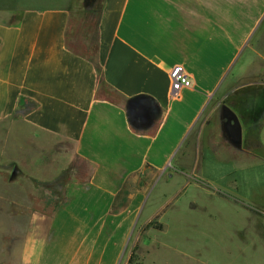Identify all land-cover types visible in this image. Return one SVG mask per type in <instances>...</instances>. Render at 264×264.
I'll use <instances>...</instances> for the list:
<instances>
[{"label":"crops","instance_id":"crops-1","mask_svg":"<svg viewBox=\"0 0 264 264\" xmlns=\"http://www.w3.org/2000/svg\"><path fill=\"white\" fill-rule=\"evenodd\" d=\"M70 5L38 0L12 7L7 17L0 8V123L9 125L4 139L11 161L25 155L26 167L45 184L74 158L89 168L88 175L70 178L51 214L31 216L36 222L19 264H128L145 229L154 234L189 228L186 215L174 212L192 187L200 189L186 203L191 210L207 200L203 186L221 198H243L238 178L202 172L221 171L228 161L223 155L234 153L219 145L228 141L224 105L242 125L243 113L257 115L247 123L259 125L264 149V35L257 36L264 0H102L93 56L68 44ZM176 65L193 82L179 99L171 97ZM102 84L147 105L142 129L159 121L155 134L137 132L120 99L102 95ZM24 139L40 149L58 147L54 174L49 162L38 163L37 150L31 157L19 151ZM249 156L250 165L264 161L255 149ZM224 216L215 209L202 220ZM256 216L264 222V215ZM155 218L161 229L149 227Z\"/></svg>","mask_w":264,"mask_h":264},{"label":"rangeland","instance_id":"rangeland-1","mask_svg":"<svg viewBox=\"0 0 264 264\" xmlns=\"http://www.w3.org/2000/svg\"><path fill=\"white\" fill-rule=\"evenodd\" d=\"M37 1L0 0L1 15L7 17V10L12 7L27 8ZM68 1L72 8L67 35L68 44L77 52L93 56L100 12L98 10L102 0ZM261 35H264V24L257 35L258 38ZM256 111L260 112V109ZM242 118L245 122L242 125V152L232 147L226 138L224 143L220 140V146L225 144L234 153L231 155L226 152L223 155L228 161L222 166L221 171L213 172L207 169L202 173L213 178L222 174H230V177L238 178L242 183L239 191L243 198L238 199L235 196L221 198L215 196L218 193L214 189L203 186L207 200L197 204L196 210H191L187 209L186 203L194 201L200 189L195 186L194 189L197 191H193L192 187L185 195L178 198L176 202L178 209L175 207L174 212L179 214L182 212L186 215L189 228L177 232L168 229L166 232L154 234H149L145 229V232H141L140 239L146 238L143 239L138 251L140 259L135 264H255L259 260L264 261V222L259 218L257 220L256 216V214L264 215V161H259L256 165L249 163V160L253 162L249 156L251 149L257 150L259 157L263 158L264 149L258 137L259 125L247 123L256 121L257 115L250 117L249 113L245 112ZM8 131L9 125L0 123V264H19L26 248L25 241L33 231L31 223L36 222L31 221V216L36 213L51 214L56 203L62 200L70 178L88 175L89 168L74 158L65 170L55 173V177L50 176L53 177V181L42 183L37 173L31 172L26 167L23 161L25 155H18L17 161H11L13 158L9 155L10 141L8 138L4 139ZM18 144L19 151L24 153L28 150L29 157L37 150L40 154L38 163L49 162L50 174H54L53 172L59 167L57 163L59 150L56 145L40 149L32 139L29 141L24 139ZM47 144L51 143L47 142ZM201 158L206 165H209V160L212 161L208 155ZM35 160L34 157L33 161ZM29 164L30 168H33V162ZM26 195L30 196V202L16 201ZM215 209L225 214V218L216 217L213 221L202 220L205 212L213 213ZM166 219L170 220V217ZM151 223L159 225L158 218L153 219ZM41 239L42 230H39L35 239L36 244Z\"/></svg>","mask_w":264,"mask_h":264},{"label":"trees","instance_id":"trees-1","mask_svg":"<svg viewBox=\"0 0 264 264\" xmlns=\"http://www.w3.org/2000/svg\"><path fill=\"white\" fill-rule=\"evenodd\" d=\"M98 70L100 72V68L98 67ZM102 89H101V93L104 97H108L110 100L112 101H116V99H120V102L123 103L125 105V107L127 108L128 112H129V118H130V122L131 125L133 126V128L137 131V132H142L145 134H151L154 135L158 126H159V121L155 124L152 125L150 128L148 129H142V127L144 126V123L146 122V120L148 119V107L145 104H141L138 100H127L124 97H122L121 95H119L116 91H114L111 87H109L107 84H102ZM99 96H100V92H99ZM61 202V201H60ZM59 202V203H60ZM153 226L155 229H161L162 226L159 225H153L152 223L149 224V227ZM139 260V256H138V248L135 247L130 255L128 264H135L137 263Z\"/></svg>","mask_w":264,"mask_h":264},{"label":"water","instance_id":"water-1","mask_svg":"<svg viewBox=\"0 0 264 264\" xmlns=\"http://www.w3.org/2000/svg\"><path fill=\"white\" fill-rule=\"evenodd\" d=\"M221 115L223 119L222 128L228 141L235 148H242L243 127L238 116L231 108L226 105L222 107Z\"/></svg>","mask_w":264,"mask_h":264},{"label":"built area","instance_id":"built-area-1","mask_svg":"<svg viewBox=\"0 0 264 264\" xmlns=\"http://www.w3.org/2000/svg\"><path fill=\"white\" fill-rule=\"evenodd\" d=\"M171 77V97L179 99L184 89L193 85L191 76L183 65H176L170 72Z\"/></svg>","mask_w":264,"mask_h":264},{"label":"flooded vegetation","instance_id":"flooded-vegetation-1","mask_svg":"<svg viewBox=\"0 0 264 264\" xmlns=\"http://www.w3.org/2000/svg\"><path fill=\"white\" fill-rule=\"evenodd\" d=\"M15 173H16V171H15ZM15 175V174H14Z\"/></svg>","mask_w":264,"mask_h":264}]
</instances>
